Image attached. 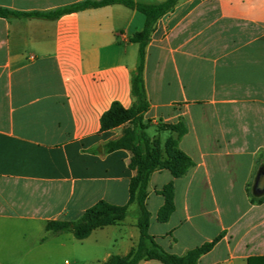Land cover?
I'll return each mask as SVG.
<instances>
[{"label":"crops","instance_id":"0c3cea01","mask_svg":"<svg viewBox=\"0 0 264 264\" xmlns=\"http://www.w3.org/2000/svg\"><path fill=\"white\" fill-rule=\"evenodd\" d=\"M84 1L0 7L47 14ZM145 24L121 4L56 19L0 17V264H104L138 244L132 154L105 152L128 125L102 131L101 118L114 102L133 105L140 45L131 38ZM144 83L148 136L164 150L176 135L160 123L184 120L179 146L194 162L179 178L151 174L149 234L176 256L213 243L197 264H264V0H180L146 46ZM169 184L175 211L160 222ZM100 201L128 206L130 215L83 240L46 229Z\"/></svg>","mask_w":264,"mask_h":264},{"label":"trees","instance_id":"16d2710c","mask_svg":"<svg viewBox=\"0 0 264 264\" xmlns=\"http://www.w3.org/2000/svg\"><path fill=\"white\" fill-rule=\"evenodd\" d=\"M180 0H166L161 4H144L134 0H87L52 13L27 14L11 11L0 7V17H38L56 19L64 14L86 9L99 8L113 4H121L137 10L146 16V24L141 32L134 34L132 42L140 45L138 63L132 74L131 108H124L119 102H114L111 108L101 118L102 131H109L122 125H128L123 135L109 141L105 145V152L111 153L120 149L131 152L130 168L136 171L129 186L130 204H137V227L140 239L136 247L129 254L112 255L104 264H139L142 261H159L162 264H197L203 254L210 251L212 244H206L189 251L185 256H176L166 252L149 234L150 214L145 201L151 174L157 170H168L176 178L182 177L194 166L193 160L180 149L179 141L188 132L184 120L176 124L160 123V131L167 130L174 133L163 150L159 138H150L146 132L148 126L144 123V115L150 109L144 83L145 49L155 30L157 21L172 11ZM165 204L158 213V220L166 222L175 211L174 186L169 184L162 190ZM130 212L128 206H118L107 201H100L86 210L75 221H50L46 229L53 233L72 232L78 240L88 238L93 231L117 225L123 222Z\"/></svg>","mask_w":264,"mask_h":264},{"label":"water","instance_id":"95a60500","mask_svg":"<svg viewBox=\"0 0 264 264\" xmlns=\"http://www.w3.org/2000/svg\"><path fill=\"white\" fill-rule=\"evenodd\" d=\"M257 187L259 190H264V172L259 175Z\"/></svg>","mask_w":264,"mask_h":264},{"label":"rangeland","instance_id":"374dc122","mask_svg":"<svg viewBox=\"0 0 264 264\" xmlns=\"http://www.w3.org/2000/svg\"><path fill=\"white\" fill-rule=\"evenodd\" d=\"M146 132L148 133V134H150V135H152L153 134V131L152 130H146ZM6 261V260H5ZM7 261H10V262H18V261H25V262H27V264H28V262L30 261V260H7ZM86 264H89V262H87Z\"/></svg>","mask_w":264,"mask_h":264}]
</instances>
